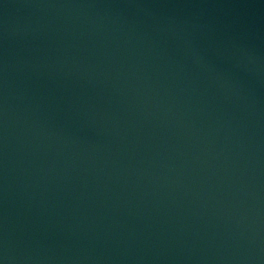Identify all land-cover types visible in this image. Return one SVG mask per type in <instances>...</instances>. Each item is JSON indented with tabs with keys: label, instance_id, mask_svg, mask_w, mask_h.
Masks as SVG:
<instances>
[{
	"label": "water",
	"instance_id": "water-1",
	"mask_svg": "<svg viewBox=\"0 0 264 264\" xmlns=\"http://www.w3.org/2000/svg\"><path fill=\"white\" fill-rule=\"evenodd\" d=\"M0 264H264V0H0Z\"/></svg>",
	"mask_w": 264,
	"mask_h": 264
}]
</instances>
